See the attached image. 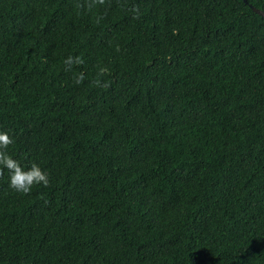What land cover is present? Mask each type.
Segmentation results:
<instances>
[{
	"label": "trees",
	"instance_id": "16d2710c",
	"mask_svg": "<svg viewBox=\"0 0 264 264\" xmlns=\"http://www.w3.org/2000/svg\"><path fill=\"white\" fill-rule=\"evenodd\" d=\"M250 4L0 0V131L50 176L25 195L0 165V264H264Z\"/></svg>",
	"mask_w": 264,
	"mask_h": 264
},
{
	"label": "clouds",
	"instance_id": "9594fccd",
	"mask_svg": "<svg viewBox=\"0 0 264 264\" xmlns=\"http://www.w3.org/2000/svg\"><path fill=\"white\" fill-rule=\"evenodd\" d=\"M99 4H103L104 0H95ZM91 5H89V8ZM83 63V59L79 56L73 57L69 55L65 60L64 64L71 66L73 64L80 65ZM70 70V69H66ZM107 71L106 68H101L99 70L100 75L104 74ZM84 80L83 73L74 75V82L76 84L82 83ZM99 86V82H97ZM14 143V139L9 135L7 131H0V165H3L10 173L9 186L16 191L17 193L29 194L34 185H43L48 187L50 184L49 173L45 170H42L40 166L36 163H33L28 170H25L20 162L13 158L9 154L8 148ZM3 175V170L0 169V176Z\"/></svg>",
	"mask_w": 264,
	"mask_h": 264
},
{
	"label": "water",
	"instance_id": "95a60500",
	"mask_svg": "<svg viewBox=\"0 0 264 264\" xmlns=\"http://www.w3.org/2000/svg\"><path fill=\"white\" fill-rule=\"evenodd\" d=\"M245 2H247V0H244ZM250 7L258 14L264 16V11L261 9H258L257 7H255L254 5L250 4Z\"/></svg>",
	"mask_w": 264,
	"mask_h": 264
}]
</instances>
